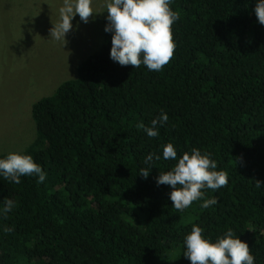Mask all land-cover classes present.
Segmentation results:
<instances>
[{
  "label": "trees",
  "instance_id": "1",
  "mask_svg": "<svg viewBox=\"0 0 264 264\" xmlns=\"http://www.w3.org/2000/svg\"><path fill=\"white\" fill-rule=\"evenodd\" d=\"M256 3L172 0L176 48L161 71L114 62L104 18L100 45L75 77L31 106L35 136L18 153L33 157L45 181L0 175V209L6 198L15 202L0 213V264H191L183 253L193 225L212 242L231 228L264 264V25ZM161 112L169 119L158 137L136 128ZM168 143L176 160L163 158ZM193 147L211 153L228 184L203 190L215 205L202 208L201 199L177 212L171 187L156 180ZM149 154L160 159L145 163Z\"/></svg>",
  "mask_w": 264,
  "mask_h": 264
},
{
  "label": "clouds",
  "instance_id": "2",
  "mask_svg": "<svg viewBox=\"0 0 264 264\" xmlns=\"http://www.w3.org/2000/svg\"><path fill=\"white\" fill-rule=\"evenodd\" d=\"M172 0H106L107 25L105 32H111L110 58L121 66L131 65L138 68L142 64L150 71H161L172 60L176 48L172 26L179 20V13L170 7ZM255 14L258 22L264 25V0H257ZM80 20L88 23L94 16L92 0H63L59 8V22L53 24L49 30L50 38L62 42L63 47L68 43L66 34L72 30V20L76 15ZM168 115L161 114L145 126L141 121L136 125L138 130L146 132L150 138L159 136V127L168 122ZM160 157L149 154L145 163H151ZM211 153H201L193 147L191 153L184 152L178 163L167 172L160 173L157 185L171 187L170 199L172 207L181 212L190 207L193 202L203 199L202 208H208L217 203L215 198L205 199L204 189L218 190L227 186L228 174L217 171V162L210 159ZM165 160H176L177 151L173 144L163 147ZM150 170L142 168L140 174L147 179ZM0 175L4 179L20 183L21 176H36L37 183H43L46 173L41 166L34 162L31 155L12 152L5 158H0ZM261 181L256 180L260 187ZM15 202L5 199L0 209L5 217L13 210ZM14 229L5 228L12 232ZM186 251L183 256L191 264H255V257L249 245L236 237L233 230L227 232L215 242L203 235V229L193 225L191 232L185 237Z\"/></svg>",
  "mask_w": 264,
  "mask_h": 264
},
{
  "label": "rangeland",
  "instance_id": "3",
  "mask_svg": "<svg viewBox=\"0 0 264 264\" xmlns=\"http://www.w3.org/2000/svg\"><path fill=\"white\" fill-rule=\"evenodd\" d=\"M105 3L92 0L88 23L73 18L63 47L49 33L63 0H0V154L27 147L35 136L32 104L74 78L77 64L98 49Z\"/></svg>",
  "mask_w": 264,
  "mask_h": 264
}]
</instances>
